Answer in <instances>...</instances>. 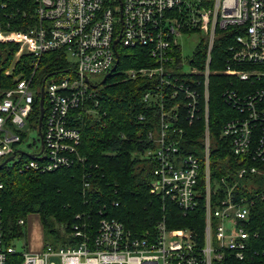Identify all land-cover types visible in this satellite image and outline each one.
I'll list each match as a JSON object with an SVG mask.
<instances>
[{
	"label": "built area",
	"instance_id": "built-area-1",
	"mask_svg": "<svg viewBox=\"0 0 264 264\" xmlns=\"http://www.w3.org/2000/svg\"><path fill=\"white\" fill-rule=\"evenodd\" d=\"M32 1L33 11L22 13L30 16L26 30H13L11 21L21 12L8 10L0 0V44L17 46L14 61L30 57L28 73L17 74L14 86L0 100V161L13 156L7 162L12 163L18 155H25L28 159L21 163L20 171L42 174L82 162L77 153L80 133L70 126V113L87 103L91 105L86 113H94L96 88L116 70L112 71L119 63L118 50L141 48L151 66L128 69L124 75L150 83L142 97L151 117L156 118V127L147 133L154 149L145 155L155 162L150 193L168 199L183 215L197 207L202 193L204 228L199 235L189 228H168L161 219L153 230L137 235L121 222L104 217L94 229L87 223L75 224L66 244L44 245L40 252L32 253L25 244L21 251L16 250L13 241L18 239L7 241L0 218V264L243 262L253 236L248 230L251 209L256 199H264V190L249 196L237 190L247 177H264L260 168L264 164V0ZM217 32H228L231 41L223 68L211 71ZM193 34H201L206 42L202 68L193 66L191 57L182 53L181 38ZM50 52L63 54L68 68L41 81L39 63ZM100 75V83L91 82L90 77ZM211 75L232 80L222 98L237 115L224 123L221 137L230 140L231 155L244 162L218 181L211 179L210 171ZM35 104L38 114L31 121ZM146 118L141 115L138 119ZM180 119L203 121L201 158L180 152L184 135L176 125ZM30 130L38 133V146L26 154L18 146ZM200 171L203 190L198 187ZM18 224L25 222L21 219Z\"/></svg>",
	"mask_w": 264,
	"mask_h": 264
},
{
	"label": "trees",
	"instance_id": "trees-1",
	"mask_svg": "<svg viewBox=\"0 0 264 264\" xmlns=\"http://www.w3.org/2000/svg\"><path fill=\"white\" fill-rule=\"evenodd\" d=\"M8 10H19V18L11 21V29L26 30L29 15L33 11L32 0H4ZM3 27L5 20L1 18ZM210 70L223 68L226 47L230 44L228 32H217ZM17 46L0 44V100L6 90L14 86L13 78L27 74L30 57L22 56L14 61ZM206 42L201 38L191 59L192 65L203 67ZM119 63L116 70L96 88L97 105L94 113H86L80 107L70 113V126L80 133L77 153L83 158L69 168L51 173L20 171L21 163L28 159L18 155L12 163L0 167V218L8 242L26 238V219L37 215L43 230L44 245L57 247L69 242L75 224L87 223L94 229L101 218L115 219L137 235L153 230L164 219L168 228H189L199 235L204 228V196L195 209L183 215L168 199L150 193L155 162L146 158V152L154 149L147 139L148 131L156 127L142 101L150 83L145 78L128 79L124 71L151 66V59L141 48L118 50ZM13 67V71L11 69ZM68 68L63 54L46 53L41 57L38 78L42 81ZM10 69L12 73H10ZM231 79L211 75L209 77L208 128L210 135L211 179L218 181L227 173L243 165V158L231 155V142L221 137L224 123L235 117V109L223 102L222 92L229 88ZM234 85L237 82L233 81ZM37 103V102H36ZM37 106L30 120L37 118ZM146 115L144 121L138 118ZM177 126L184 130L179 142L182 154L201 158L203 150V121L180 119ZM4 161H0V165ZM252 165L260 167L256 163ZM264 169V164L260 167ZM88 186L85 187L84 184ZM203 172L200 171L198 187L203 190ZM238 192L249 196L264 190V177H247L242 180ZM80 217V219H77ZM23 220L24 225L18 221ZM248 230L252 236L250 250L243 262L235 264H264V199H256L251 209Z\"/></svg>",
	"mask_w": 264,
	"mask_h": 264
},
{
	"label": "rangeland",
	"instance_id": "rangeland-1",
	"mask_svg": "<svg viewBox=\"0 0 264 264\" xmlns=\"http://www.w3.org/2000/svg\"><path fill=\"white\" fill-rule=\"evenodd\" d=\"M202 38L201 34H193L191 36L181 38V46L183 56L190 58L195 50V47ZM184 69H187L185 66ZM103 76L90 77V80L94 84L101 82ZM38 146V133L36 130H30L26 134L25 140L19 144L18 149L25 152L26 154H31L35 151L34 146ZM26 245V250L28 252H36V247L44 245V235L43 230L37 215H30L26 219V238L22 240L13 241V246L16 250L21 251Z\"/></svg>",
	"mask_w": 264,
	"mask_h": 264
},
{
	"label": "water",
	"instance_id": "water-1",
	"mask_svg": "<svg viewBox=\"0 0 264 264\" xmlns=\"http://www.w3.org/2000/svg\"><path fill=\"white\" fill-rule=\"evenodd\" d=\"M116 69V66H114V68L112 69V71H114ZM109 77V75H106L104 78H103V80H102V83L106 80V78H108ZM42 92H43V89H41V100H40V104L42 105V99H43V96H42ZM12 158H13V156L12 157H10V158H8L4 163H2L1 165H0V167H2V166H4L7 162H10L11 160H12Z\"/></svg>",
	"mask_w": 264,
	"mask_h": 264
},
{
	"label": "crops",
	"instance_id": "crops-1",
	"mask_svg": "<svg viewBox=\"0 0 264 264\" xmlns=\"http://www.w3.org/2000/svg\"><path fill=\"white\" fill-rule=\"evenodd\" d=\"M43 246H44V245L42 244V246H40V247H36L37 251H36V252H32V253L40 252V251L42 250Z\"/></svg>",
	"mask_w": 264,
	"mask_h": 264
}]
</instances>
